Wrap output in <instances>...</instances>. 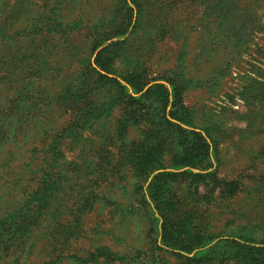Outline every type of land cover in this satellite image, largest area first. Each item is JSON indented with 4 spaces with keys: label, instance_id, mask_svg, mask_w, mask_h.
Returning <instances> with one entry per match:
<instances>
[{
    "label": "rangeland",
    "instance_id": "obj_1",
    "mask_svg": "<svg viewBox=\"0 0 264 264\" xmlns=\"http://www.w3.org/2000/svg\"><path fill=\"white\" fill-rule=\"evenodd\" d=\"M0 264H264V0H0Z\"/></svg>",
    "mask_w": 264,
    "mask_h": 264
},
{
    "label": "trees",
    "instance_id": "obj_2",
    "mask_svg": "<svg viewBox=\"0 0 264 264\" xmlns=\"http://www.w3.org/2000/svg\"><path fill=\"white\" fill-rule=\"evenodd\" d=\"M171 93L169 94H159V98H163V101H165L164 103L170 102L172 100V98L175 99V101L181 100V95L176 92L174 95H172ZM173 99V100H174ZM176 106V104L173 103V108ZM7 114H4V116ZM175 119H179L177 116ZM182 120V119H181ZM179 123L177 126H180L181 128V121H178ZM195 129H202L200 127L194 126ZM191 133V131H189ZM144 153H146V156L143 160H140V156L142 154V151H144ZM137 153V160L139 162V173L140 174H145V173H152L157 166H155V156H153L154 152L153 150H146V148L141 144L140 147L138 148ZM139 174V175H140ZM90 199V198H88ZM97 200V199H96ZM168 218H164V220H166V223H169L167 227H165V230L163 232V241L164 243H176L179 239L182 238V234L180 229H178L174 224H172L171 222H168L167 220Z\"/></svg>",
    "mask_w": 264,
    "mask_h": 264
}]
</instances>
